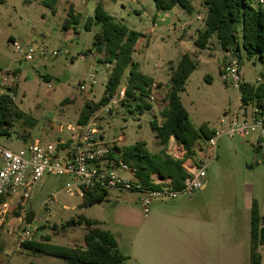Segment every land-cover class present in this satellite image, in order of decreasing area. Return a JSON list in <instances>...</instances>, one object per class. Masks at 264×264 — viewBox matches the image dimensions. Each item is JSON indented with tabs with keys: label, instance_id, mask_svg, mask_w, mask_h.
<instances>
[{
	"label": "rangeland",
	"instance_id": "1",
	"mask_svg": "<svg viewBox=\"0 0 264 264\" xmlns=\"http://www.w3.org/2000/svg\"><path fill=\"white\" fill-rule=\"evenodd\" d=\"M44 1L0 0V72L15 71L19 75L16 104L26 118L37 121L35 126H30L27 121L17 120L10 139L0 136L1 145L19 149L36 141L48 144L67 140L77 129L84 105L102 98L109 72L106 65L100 63L103 54L94 49L99 26L95 25L87 31L85 23L94 15L98 1H103L108 14L142 34L133 61L142 72L159 79L157 83H161L162 87L156 94L163 96L167 92L172 63L177 64L187 53L196 61L197 68L188 79L181 98L195 128L207 123L211 129L221 133L218 157L208 168L207 190L197 191L193 199L187 195L180 196L175 203L184 201L182 207L171 208V204L156 201L150 206L147 216L139 193L112 190L105 201L81 208L82 199L70 197L64 191L67 177L47 175L36 186L25 207L18 202H0V218L3 219L0 227V264H66L61 258L33 254L19 245V235L26 224L28 210L41 220L37 227H44L47 222V227L35 235L34 241L49 236L55 245L84 246L87 233L84 226L61 228L70 218L84 215L98 221L102 228L115 235L120 251L127 258L126 264H148L146 217H197V211L206 210V207L217 217H251L249 203L252 200L259 204L264 215V150L259 147L258 134L230 139L222 133L229 129L236 116L243 119L245 110L239 109L240 89L223 80L221 71L225 52L216 36L205 50L195 46L207 14L204 0H191L194 6L192 14L180 7L171 12L159 11L154 0H86L85 3L81 0H58L54 14ZM253 1L256 6L257 0ZM71 5L82 19L78 26L65 30L63 23ZM11 39L23 47H36L34 60H21ZM56 51L62 54L54 57L52 53ZM92 73L97 83L91 89ZM262 73L264 65L258 57L249 59L243 56L241 75L245 83L255 85L256 77ZM128 76L127 72L122 87H126ZM82 85L87 90L81 89ZM163 99L158 100L159 107L154 105L156 101H152L153 110L143 115L132 111L137 110L134 101L131 102L132 108L117 107L101 120L107 138L122 136L124 140L120 144L126 147L144 141L148 150L160 152L162 147L150 124L155 119L162 121ZM247 110L249 116L251 107ZM207 148V140H199L195 156L206 153ZM182 157L180 149L179 158ZM127 176L130 177L129 174ZM52 191L60 192L61 205L48 214L43 202ZM159 204L164 207L163 212L156 210ZM53 225L57 229H53Z\"/></svg>",
	"mask_w": 264,
	"mask_h": 264
},
{
	"label": "trees",
	"instance_id": "2",
	"mask_svg": "<svg viewBox=\"0 0 264 264\" xmlns=\"http://www.w3.org/2000/svg\"><path fill=\"white\" fill-rule=\"evenodd\" d=\"M160 11H172L176 7L182 8L192 14L194 6L191 0H154ZM253 0H204L207 9L204 27L200 30L195 46L205 50L211 39L216 36L223 52L233 51L243 61L246 55L249 59L258 57L264 65V6ZM58 0H45L47 8L56 14ZM82 16L75 12L71 5L67 18L63 23L65 30H70L81 23ZM98 25L99 30L95 35L94 49L103 54L102 64H110L109 78L106 82L104 95L99 103L87 102L82 108L77 125L87 124L94 112L109 101L116 91L122 87L126 73L129 76L126 83V99L121 106L133 107L131 102H136L137 111L143 115L152 111L154 105L152 95L161 90L162 84L155 78L140 70V66L133 61L136 46L142 34L130 29L123 22H119L105 10L103 1H98L94 15L85 23L87 31ZM76 29V28H75ZM13 40V39H11ZM14 41V40H13ZM197 68V63L190 54H185L180 61L172 63L168 90L162 96L164 99L161 111L162 121H151V128L156 133L160 152L148 150L144 141H139L132 146L116 147L118 155L135 170V178L144 189H159L153 175L160 180L171 179L175 190L184 189L187 178L185 161L195 155V145L201 140H209L218 132L203 123L198 129L190 121V113L184 106L181 94L186 90L190 76ZM47 79V77H45ZM241 101L245 110L248 107H258L264 111V84L260 86L245 84L240 89ZM161 97V98H162ZM27 121L30 126H35L37 121L26 118L16 102L9 97L0 98V136L10 139L12 128L17 120ZM172 138H175L186 151V156L179 159L168 153ZM109 191L92 190L86 193L80 204L81 208L92 207L107 199ZM35 213L28 210L25 222H32ZM84 226V246H61L51 243V238L45 236L41 241H33L22 245L24 250L33 254H45L61 258L66 264H126V256L120 251L117 238L110 230L102 228L101 223L88 219L84 215L72 217L61 228ZM53 229H57L53 225ZM2 234L0 233V241ZM251 239H252V264H261L260 248L264 245V215L261 214L259 204L253 201L251 210Z\"/></svg>",
	"mask_w": 264,
	"mask_h": 264
},
{
	"label": "built area",
	"instance_id": "3",
	"mask_svg": "<svg viewBox=\"0 0 264 264\" xmlns=\"http://www.w3.org/2000/svg\"><path fill=\"white\" fill-rule=\"evenodd\" d=\"M86 0H81L85 3ZM129 2L130 0H125ZM264 6V0H258ZM13 45L21 60L33 61L37 53V48L33 46L23 47L13 41ZM61 52H53L54 57L60 56ZM242 60L233 51L225 53V62L222 66V76L225 82L241 89L245 85V80L241 75ZM106 69H111L110 64H105ZM91 89L96 85L95 74ZM264 84V73L256 77V86ZM20 77L15 72H0V98L9 97L16 102L18 98V88ZM81 89L87 90L84 85ZM126 87H120L116 93L109 98V101L101 105L93 114L91 120L85 125H77L76 131L67 140H60L56 143L43 144L36 141L26 144L19 149L8 148L0 144V202H18L21 206H26L34 192L36 186L47 176L67 177L65 193L70 197H78L82 200L86 193L92 190H118L136 192L142 195L140 201L143 205L145 215H148L149 208L156 201H175L182 195L190 198L197 191L202 190L206 185L207 172L209 166L218 157V142L221 133L207 140L208 148L206 153L189 157L185 161L187 178L185 187L182 190H175L171 179L156 180L159 189H144L135 178V170L132 169L115 151L116 147H122V137L118 139H108L102 133V118L110 115L126 99ZM156 96L151 97L155 101ZM99 103L100 100L94 101ZM239 109L244 110V105L240 99ZM244 110L243 119H236L230 122L228 130L222 133L230 139L235 136L245 138L248 134H258L259 147L264 150V111L258 107H251ZM250 120H249V119ZM186 151L182 149L185 158ZM180 159V158H179ZM127 174L130 175L127 176ZM60 192L52 191L43 202L44 210L48 214L54 212V208L61 205ZM3 219L0 218V227ZM37 216L32 222H26L19 235V245L33 242L35 235L47 227H37L40 223Z\"/></svg>",
	"mask_w": 264,
	"mask_h": 264
},
{
	"label": "crops",
	"instance_id": "4",
	"mask_svg": "<svg viewBox=\"0 0 264 264\" xmlns=\"http://www.w3.org/2000/svg\"><path fill=\"white\" fill-rule=\"evenodd\" d=\"M180 43L184 44V41ZM161 97L157 95L156 99L160 100ZM155 105L159 107L160 104ZM102 133L107 136L106 129L102 128ZM180 149L184 147L172 138L168 153L179 158ZM153 179L156 181L160 178L153 175ZM208 187L209 181L206 180L202 191ZM176 201L179 199L162 204H171V208L185 205L184 201ZM162 204L156 210L163 212ZM252 205L253 200L249 203L250 211ZM207 210V207L206 210H198L197 217H146L148 264H252L251 217H242L243 220L241 217H217ZM260 254L261 264H264V245L260 248Z\"/></svg>",
	"mask_w": 264,
	"mask_h": 264
}]
</instances>
